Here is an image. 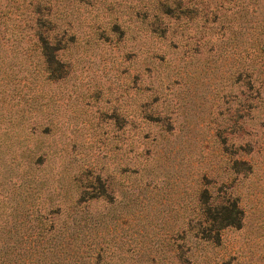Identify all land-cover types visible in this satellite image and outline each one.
<instances>
[{"label":"rangeland","instance_id":"obj_1","mask_svg":"<svg viewBox=\"0 0 264 264\" xmlns=\"http://www.w3.org/2000/svg\"><path fill=\"white\" fill-rule=\"evenodd\" d=\"M0 264H264V0H0Z\"/></svg>","mask_w":264,"mask_h":264},{"label":"trees","instance_id":"obj_2","mask_svg":"<svg viewBox=\"0 0 264 264\" xmlns=\"http://www.w3.org/2000/svg\"><path fill=\"white\" fill-rule=\"evenodd\" d=\"M204 211L208 219L214 224L216 233L224 227L238 228L241 226L242 211L236 202H229L228 205L216 207L212 213L209 212V209Z\"/></svg>","mask_w":264,"mask_h":264}]
</instances>
